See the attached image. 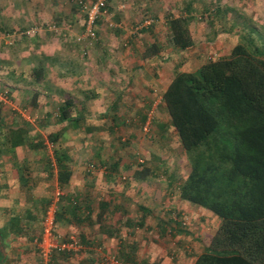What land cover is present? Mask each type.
Listing matches in <instances>:
<instances>
[{
  "label": "crops",
  "instance_id": "1",
  "mask_svg": "<svg viewBox=\"0 0 264 264\" xmlns=\"http://www.w3.org/2000/svg\"><path fill=\"white\" fill-rule=\"evenodd\" d=\"M123 1L132 3L126 9L127 11H129L128 9H131L130 11L135 9L136 0ZM139 1L146 3L147 11L151 9L154 11H150L153 14L152 17L146 16L147 28L142 33L156 36L161 19L166 23L165 19L171 17V15L166 16V13L171 9L170 6L174 5V0H161L164 3L162 8L153 7L155 0ZM116 2L117 0H108L107 3L109 12L113 11L112 15L118 18L121 17V14L116 11V9H120ZM70 3L69 0H0V48L1 50L4 48V51L8 53L7 55L14 58L11 60L9 72L11 74L16 72L19 75L18 66L27 62L31 66L28 72L33 67L39 68V76L36 80L30 78L27 72L30 83L45 82V84H52L51 81L55 80L54 82H56V76L63 80L68 76V81H72V85L69 86L71 89L75 88L77 84L88 83L87 88L83 90L78 88V91L84 94L91 91L94 93L90 83L99 87L100 83L104 84V80H112V83L108 84V88L109 90L114 89L111 96L114 101L111 102L110 99L104 103V106L102 104V109H110V115L114 116L118 113L137 115L138 105L143 107L146 102L148 104L150 99L155 100L153 104L159 103L162 90L171 78L174 69L193 70L205 60L209 53H227L230 47L229 40L233 38L230 33L221 30L212 31L211 29H204L203 26V29L197 30L199 25L193 23L194 25L191 26L190 21H187L185 26L191 39L189 48L180 49L177 46L166 44V41L163 43L162 40L155 37L152 40L149 38L150 40L148 39L142 47L137 42L120 46L119 49H116L115 46L114 50H118L120 53L118 52V57L107 64L98 59L95 61L85 60L80 52L81 47L72 42V37L76 33L70 29L73 24L77 27L79 22L78 27L82 28L83 17L81 12ZM190 4L191 0H186L183 3L184 6H190ZM106 14L105 8L104 13L99 14V18L106 16ZM177 15L179 14L172 16ZM127 18L128 14L124 13L121 24L125 29L128 25ZM57 21L61 26L58 30L51 25L45 28L48 22ZM121 24L119 23L116 29L121 27ZM129 27L131 28V26ZM25 29L31 30L28 35L29 41L22 46H14L16 45L14 35H20ZM95 29H97V24ZM129 31L132 33V30ZM51 34L57 35L56 40L51 39ZM169 34L168 26H165L164 40ZM128 35L131 36V34ZM151 43L152 45L155 44L156 49L154 47V50L147 54L146 49H149L148 46ZM109 50L113 49L110 48ZM74 51L77 52L76 55L71 54ZM138 51L144 52H140L139 57L134 58L133 52ZM92 65L93 68L97 67V69H93V77L89 76L91 72L80 71V67L87 68ZM105 66L109 70L108 75L101 73L104 72L101 69ZM3 67L0 63V68ZM50 67H57L59 70H50ZM76 68H79L78 71ZM4 76L8 77L7 71L4 72ZM91 79H93L92 82ZM62 87L60 86V88ZM94 95L98 96L96 92ZM28 97L32 103L40 104H38V100H40L38 92H32L31 96ZM10 98L12 99L11 96ZM13 99L15 98L13 97ZM41 106L43 105H39L38 108ZM99 109H101L100 106H98ZM6 113L7 111L0 110L1 117L6 118ZM162 113L164 112L159 114L161 118L164 116ZM111 120L112 124L118 122L115 118ZM56 172L57 166L54 158L48 157L43 152L38 153L35 149L27 148L26 150L25 145L22 148V145H10L9 141H0V227L10 226V231L5 237L2 247L5 255L3 264H38V251L34 239L39 234L43 203L52 196L55 192L54 189H59L61 198H66L60 207L62 213L55 218L54 229L62 237L76 236L82 247L72 252H51L48 264H99L100 257L103 255L113 256L119 262L126 264H147L148 262L157 264L158 261H161L162 264H170L167 261L173 256L166 254L167 251L162 249L164 246H157V238L164 236L165 232L169 233L170 230L174 232L175 229L170 225L172 222L176 224L180 217H172L174 214L170 216L171 212H176V215L183 214L193 217L195 222H199L198 219H206L204 216L201 219V216L193 214L196 213V208L199 206L193 207L190 204L187 206V204L178 202V199L169 204L149 201L150 203L136 202V204L129 206L124 203L125 193H129L127 191L133 188L132 185L127 183L113 185L107 176L102 179L98 176L99 184L96 183L97 186L94 187L93 183L92 187L96 191V197L91 202L90 196L85 195V181L79 178L77 183H74L73 170L70 169L69 177L62 186L57 184ZM118 194H122L124 200L117 204L113 202V199ZM131 194L133 193L131 192ZM68 197L71 201H68ZM140 204L147 211L139 212L138 205ZM132 208L139 212L138 215L134 214ZM197 212L202 215L208 214L200 210ZM208 216L213 218L211 219L214 222L212 228L209 231L207 224L206 226L200 225L202 229L199 231L200 235L203 231L207 232L205 235L209 234L207 241L218 223V218L209 214ZM139 226L140 229L144 228L140 232L141 239L139 242L143 253L129 254L135 248L134 241L130 240L123 243L122 239H118L116 242L114 236L117 237L118 228H121L120 232L124 237L129 234L132 235ZM161 228L166 230L161 231ZM173 241H170L171 244ZM192 242L194 243H189L186 247L187 255L179 254L181 264H196L203 254H210L204 249L207 242L203 244H195L196 240ZM123 249L124 254H118Z\"/></svg>",
  "mask_w": 264,
  "mask_h": 264
},
{
  "label": "trees",
  "instance_id": "2",
  "mask_svg": "<svg viewBox=\"0 0 264 264\" xmlns=\"http://www.w3.org/2000/svg\"><path fill=\"white\" fill-rule=\"evenodd\" d=\"M69 2L80 11L82 2L90 1ZM107 2L99 14L104 13ZM217 9L210 7L208 12L213 13ZM223 9L229 8L224 4ZM81 14L82 28L74 34V44L96 35V29L94 36L82 35L85 14ZM99 14L95 18V26ZM187 17L179 14L165 19L170 31L165 37L166 44L180 49L190 47V34L185 26L189 20ZM145 18L146 15L140 19L142 24L139 31L147 28ZM55 28L58 30V25ZM26 30L22 34L30 33H26ZM253 30L256 34H262L259 30ZM151 45L149 49L146 47L147 54L154 47L156 49L155 44ZM28 75L34 80L38 79L39 68L33 67ZM4 96L7 97L5 92ZM3 100H0V110L3 109ZM154 101L150 99L143 107L138 105L137 115L122 114L121 119L137 123L138 129L143 131L141 133L148 136L152 132L161 138L170 130L169 133L176 139L185 157L186 171L174 178L171 173L164 174L166 169L161 168L163 172H159L160 163H165L164 157L151 163L138 160L137 167L131 171L132 176H124V168H120V173L110 171L103 160L88 163L86 170L99 168L101 172L107 173L104 177L131 185L132 179L162 178L166 180L164 198H172L175 192L177 199L194 203L217 215L218 223L204 246L210 254H203L196 264H264V56L249 50L242 42L234 43L225 54L209 53L193 70L174 69L162 90L160 104H153ZM153 110L164 112L163 118L152 114ZM78 114L70 96L64 97L56 106L57 120L76 121ZM115 116L110 115V118ZM25 123L5 120L0 116V141L6 140L10 145H25L37 152L41 151L45 146L43 139H28L25 136ZM154 124H157L158 132L151 128L150 125ZM49 136L52 146L55 134ZM55 149L52 148V156L57 166L56 181L62 186L70 174L66 163L68 154ZM152 152L151 146L149 153ZM136 191L139 193L142 190L138 188ZM53 196L54 193L44 201L43 211ZM64 199L60 194L57 195L54 221L62 213L60 207ZM68 201H71L69 197ZM138 208L139 212L147 211L141 204ZM170 216L181 217L176 212H171ZM9 231L8 225L0 227V247L4 246ZM3 252L0 248V264L4 262Z\"/></svg>",
  "mask_w": 264,
  "mask_h": 264
},
{
  "label": "rangeland",
  "instance_id": "3",
  "mask_svg": "<svg viewBox=\"0 0 264 264\" xmlns=\"http://www.w3.org/2000/svg\"><path fill=\"white\" fill-rule=\"evenodd\" d=\"M185 1L186 0H174V5L170 6L171 9L168 13H166V16H172L173 14L188 16L189 20L187 21H190L189 24L191 26L194 24L199 25L197 30L204 28L213 29L215 31L221 28V31L230 33L233 36V38L229 40L230 46L236 42H242L249 50H254L259 55L264 56V0H191L190 6H184L183 3ZM116 3L120 8L116 9V11L117 13L118 11L120 12L121 17L116 18L113 16V11L109 12V5L107 3L106 16L99 18L97 21L96 35L92 39H82L79 43H75L81 47L80 52L83 55L82 57H85V60L95 61L98 59L103 61L104 64H107L109 61L114 60L115 57H118L119 51L114 50L116 47V49H119L120 46L123 47L126 44H134V42H137L138 45L142 47L147 43L146 41H148L149 38L152 40V38L155 37L162 40L163 43L165 42L163 34L166 23H164L161 18V24L157 27L158 32L156 36L149 34L145 35L142 33V30L139 31V26L142 24L140 22L141 17L144 15L152 17L153 14H151V12H154L152 9L147 11L145 8L146 3L144 1L136 0L134 3L135 9L133 11H130L131 9H128L129 11L126 10L129 5H132L130 2L126 3L123 0H117ZM162 4L164 5L161 0H155L153 2V7L162 8ZM224 4L225 7H228L229 9L224 10ZM210 7L218 9L211 13L208 12ZM218 10H221V12L218 13ZM124 13L128 14V18L126 19L128 25L126 26V29L123 28V25L121 24V20L124 18ZM211 20L212 22L210 23ZM119 23L121 24V27L116 29V27L119 26ZM55 24L58 25V28L61 27L60 23L57 21L48 22L45 25V28L48 25H51V27L57 26ZM79 24L80 22L77 27L73 24V26H70V29L75 31V33L78 32L81 29V27H78ZM129 26H131V28ZM95 28L96 26L94 25V29ZM253 29L259 30L262 34H256ZM129 30H132V33H130ZM128 34L133 35L129 36ZM28 35L29 34L24 33L14 35V37H16V45L14 46H22L28 42ZM50 36L51 39L56 40V34H51ZM250 42L255 46H253ZM110 48L113 50H109ZM140 52L143 51L133 52V57L138 58ZM7 54L8 53L4 51V48H2V50L0 48V63L4 66L2 69L0 68V100H2V98L4 99L1 106L3 111H7L6 118L4 117L5 120H11L14 122L25 121L26 123L23 124L26 129L25 136L32 141L38 138L43 139L45 146L41 149V151L39 150V152H43V154H46L48 157L50 156L53 158L52 148L54 147L56 148L55 150L65 151V153L68 154L66 163L69 168L73 170L72 177L74 183H77L79 178H82L85 181V195L90 196L91 202L94 201L96 197V191L92 187L93 183L94 187L95 185L97 186V184H99L97 181L98 176L102 179L105 175H107V173L101 172V169L99 168H93L91 169L92 171H87L85 167L92 161L96 163L99 160H103L104 164L109 166L110 171L120 173L118 172L121 171L120 168H124V176H132L131 171L133 168L137 167L136 162L138 160H147V162L151 163L152 160L157 161L160 160L161 157H164L166 158L165 163H160V167H158L159 172H163L161 168L166 169L167 172H164V174L171 173V177L174 178V176L176 177L177 175H182L186 171L187 166H185V157L179 149L176 139L169 133L170 130H167L161 138L152 134V132L150 136H148L146 133H141L142 130L138 129L137 123L121 119L122 114L119 116V113L116 114L115 120L120 123L117 122L116 124H112V120L110 119L111 110L108 108L105 110L102 109L104 103L108 102L110 99L111 102L114 101L111 97L113 95L112 90L114 89L109 90L108 88V84L112 83V80H104V84L100 83L99 87L96 85L97 89L95 85L93 86L94 83H90L93 92H96L98 96H95L92 91L86 92V94L78 91V88H81V90L87 88L88 83L75 84V88H69V86L72 85V81H68V76H66L67 79L65 78V80L56 76V82L53 80L51 81L52 84H45V82L30 83L27 72L31 66L26 62L25 64L18 66L19 70L17 72H19V75L16 74V72L15 74L14 72L11 74V72H9V66H11V60H14V58L8 56ZM71 54L76 55L77 52L74 51ZM64 58L66 59V57ZM75 58L77 59L76 56ZM52 69L59 70L57 67H50V70ZM78 69L79 68H76V71H78ZM93 69H97V67L93 68V65L87 68H84L83 66L80 67V71L85 73L91 72L89 73L90 77H93ZM101 70H104V72H101L102 75L109 74L107 66L103 67ZM5 71L8 72V77L4 76ZM92 80L93 79H91V82ZM103 85H105V87H103ZM60 86L63 87L60 88ZM129 86L130 84L128 82V87ZM98 88L100 89L99 91ZM4 92L7 97L4 96ZM32 92H38L40 98V100H38V104L40 103L39 105H43L40 108H38L39 105L32 103L31 99H29L28 96H31ZM66 96H70L73 99L75 108L79 113V118L76 121L71 122L56 119V106L60 104L62 99ZM13 97L15 99H13ZM89 106L91 107L89 108ZM98 106H100L102 110H98ZM47 108H49V110H47ZM153 113L156 114V117L160 114L158 112H154V110L152 111V114ZM150 126L151 128L153 127L154 130L157 129L156 132H158L157 124ZM0 127L2 126L0 125ZM52 134H55V137H53L52 146H50L49 135ZM151 146L153 151L152 154L149 153ZM27 148L28 147H26V150ZM132 154H134V156H132ZM123 165L126 166L122 167ZM165 181L162 178L158 179L150 177H146L141 181L132 179L131 187L133 188L127 192L130 194L132 192L133 194L130 195L129 193H125L126 198L124 203L132 206L133 204H136V202H160L162 204H169L171 201H176L178 195H176L175 192L172 198H164ZM111 183L116 185V183L121 184L122 182L111 180ZM138 188L142 190L139 193L134 191ZM54 190L59 191V189ZM104 196L107 197V195ZM123 200L124 196L122 194H118L116 197L114 196L113 202L118 204L123 202ZM178 200V202L187 204V206L189 204L193 205V207L199 206L194 203L192 204L187 202L186 200ZM133 209L134 208H132L134 214L138 215L139 212ZM197 210L206 212L209 215L218 218L213 212L199 206L196 208V213L193 214L201 216V219H203L204 216L206 221L198 219L199 222H195L193 217L191 218L181 214V217L177 220L176 224L173 222L171 225L169 224L175 229L174 232H171L170 230L169 233L165 232L164 236H158L157 246H164L162 249L167 251L166 254L173 256L172 259L167 261L170 262V264H181L179 262L181 259L179 254L187 255L185 251L186 247L189 243L193 244V240H196L195 244H203L204 242H207L209 234L205 235L207 232L203 231L200 235L199 231L202 229V226L200 225L206 226L207 224L210 231L212 223H214L213 220H211L213 218L208 216V214L203 213L204 215H202L198 213ZM149 219L150 217L148 220ZM141 230H144V228L140 229L139 226L137 231H133L132 235L129 234L123 237L121 234L122 232H120L121 228H118V232L116 234L117 237L114 236V239L116 242H118V239H122L123 243L133 240L135 248L132 249L129 254H142V246L139 244L141 239ZM165 230L166 229H164V231ZM134 236L136 239H134ZM171 240H174L172 244L170 242ZM123 243H121L122 246ZM121 252L118 254H124V249ZM184 255H182V257H184ZM147 264L156 263L148 262ZM157 264H162V262L158 261Z\"/></svg>",
  "mask_w": 264,
  "mask_h": 264
},
{
  "label": "built area",
  "instance_id": "4",
  "mask_svg": "<svg viewBox=\"0 0 264 264\" xmlns=\"http://www.w3.org/2000/svg\"><path fill=\"white\" fill-rule=\"evenodd\" d=\"M107 0H91L90 2H82L80 11L85 14L84 30L82 35L94 36L95 18L103 10L104 3ZM145 21V20H144ZM31 31L27 29L25 32ZM51 145V143H50ZM59 191L54 192L53 198L45 206L40 222L39 234L34 239V243L38 251V264H48L51 252H72L82 247L78 238L74 235L62 237L54 231V209L55 201ZM126 264L119 262L113 256L103 255L100 257L99 264Z\"/></svg>",
  "mask_w": 264,
  "mask_h": 264
},
{
  "label": "water",
  "instance_id": "5",
  "mask_svg": "<svg viewBox=\"0 0 264 264\" xmlns=\"http://www.w3.org/2000/svg\"><path fill=\"white\" fill-rule=\"evenodd\" d=\"M0 248H1V250H3L2 247H0Z\"/></svg>",
  "mask_w": 264,
  "mask_h": 264
}]
</instances>
